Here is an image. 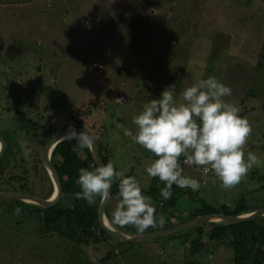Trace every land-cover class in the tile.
Listing matches in <instances>:
<instances>
[{
    "label": "rangeland",
    "instance_id": "1",
    "mask_svg": "<svg viewBox=\"0 0 264 264\" xmlns=\"http://www.w3.org/2000/svg\"><path fill=\"white\" fill-rule=\"evenodd\" d=\"M53 1L59 17L80 29L73 32L69 51L63 42L68 27L60 22V32L58 26L46 29L43 38L29 36L16 48L9 44L0 50V134L8 140L0 158V190L22 186L20 191L49 197L53 187L38 158L54 134L78 123L83 124L79 128L92 127V133L98 126L103 143L93 135L100 145L107 144L116 170L135 176L146 188L151 177L145 165L155 157L124 130L135 133L133 116L168 85L176 84L179 99L187 86L215 76L230 86L232 95L225 99L236 103L252 125L245 153L254 152L262 164L232 189H224L213 172L184 164L185 174L201 185L197 191L186 188L195 200L192 206L224 205L229 212L240 206L264 208V0H97L92 7L90 0ZM53 58H58L55 63ZM24 140L27 156L20 147ZM117 196L111 193L108 214ZM189 201L181 196L175 209ZM153 204L157 221L164 220L168 212ZM16 208L21 209L18 215ZM37 209L20 199L0 198V264H198L188 247L178 246V237L170 235L80 247L44 231V214ZM217 250L205 245L200 263L225 264Z\"/></svg>",
    "mask_w": 264,
    "mask_h": 264
},
{
    "label": "clouds",
    "instance_id": "2",
    "mask_svg": "<svg viewBox=\"0 0 264 264\" xmlns=\"http://www.w3.org/2000/svg\"><path fill=\"white\" fill-rule=\"evenodd\" d=\"M232 95L230 86L215 76L200 79L187 86L176 98V84L168 85L159 98L144 103L142 110L133 116L136 131L125 129L124 134L133 142L154 155L145 165L149 177H158L165 187L161 196L171 199L172 187L197 191L200 182L185 174L184 164L203 167L214 173L224 189L237 186L254 167L262 164L252 151L245 153L248 139L253 132L250 121L240 115V107L225 99ZM75 138L72 150L91 148L94 138L82 131L72 132ZM28 141L20 147L27 156ZM76 181L81 191L77 199L89 206L96 204L97 197H108L114 182L118 181L117 203L111 214V222L119 226H134L138 232L157 227L156 208L152 198L143 193L135 176H126L114 163H100L89 169L82 167ZM215 183V180H213ZM21 212L15 209V214ZM163 224V219L159 221Z\"/></svg>",
    "mask_w": 264,
    "mask_h": 264
},
{
    "label": "trees",
    "instance_id": "3",
    "mask_svg": "<svg viewBox=\"0 0 264 264\" xmlns=\"http://www.w3.org/2000/svg\"><path fill=\"white\" fill-rule=\"evenodd\" d=\"M16 113L18 114L19 112L16 110ZM24 119H26L29 125H32V128L40 129L36 122L31 121L28 118H23V121ZM16 122L20 123L18 117H16ZM77 126L83 127V124L78 123ZM86 129L93 135L92 131H90L92 127ZM4 138L7 147L8 140L6 139V136ZM95 139L98 143L102 161L103 163H107L110 160L109 155L102 153V145H100L96 137ZM75 143V138L65 139L56 144L51 152L50 160L59 175L61 188V196L57 204L47 209L41 208L37 205H35V208L37 209L38 207L37 211L44 214V224L42 226L44 231L56 233L59 236L71 240L80 247H88L91 244L96 245L101 241L105 242L109 239L113 240L115 238H113L105 229L101 228L98 223L97 208L101 197H97L96 204L92 206H89L85 200L77 199L75 197V193L81 191L76 183L79 176L78 170L82 167L91 169L96 166L93 162L89 148H78L77 151H73L72 148ZM81 151L85 153L84 157L80 156ZM183 160L184 157H181L180 163L184 168ZM38 162L42 165L40 157L38 158ZM45 174L48 183L51 184L46 171ZM126 176L130 175L128 174ZM164 187L165 184L161 182L158 177H151L149 185L146 188H142L145 195L150 196L154 203L160 205L164 211L166 210V212H168L163 220L162 226L159 221H157V227L150 228L148 231L174 226L195 216L211 212L237 215L252 210L240 206L232 212H229L226 211L224 205L219 209H215L210 204L204 202H202L201 207L192 206V204L195 203V200L191 197V190L179 188L175 184L172 187L173 195L171 199L165 200L161 196V189ZM23 189L24 188L20 186V190ZM111 193L112 195H118V181L113 183ZM183 195H186V197L192 201H189L188 204L184 203L180 211L176 210L175 208L178 205L179 198ZM105 214L111 221V214H108L107 208H105ZM172 217L177 218V220L175 218L173 220ZM260 217L261 221H258L259 217H257L253 220L236 224H228L222 221L208 222L207 227L204 226L205 224H201L171 234L170 236L178 237L180 240V242H177L180 243L178 246L189 244L188 249L192 255L191 257L198 259V264H201L199 253L204 251L205 245L208 243L215 249H218L217 251L223 253L225 264H264V216ZM113 225L114 227L125 231L141 233L138 232L134 226ZM206 229L209 232L208 239L203 242L202 236ZM108 256L109 254H107L105 258ZM190 261L192 263L193 260Z\"/></svg>",
    "mask_w": 264,
    "mask_h": 264
},
{
    "label": "water",
    "instance_id": "4",
    "mask_svg": "<svg viewBox=\"0 0 264 264\" xmlns=\"http://www.w3.org/2000/svg\"><path fill=\"white\" fill-rule=\"evenodd\" d=\"M82 131H87L85 128H68L65 130H62L56 134H54L44 145L41 154H40V160L41 163L51 181L53 190L49 197L41 198L36 195H33L31 193L20 191V190H11V191H4L0 190V198H12V199H20L25 202H29L32 204H35L41 208L47 209L55 206L61 196V188H60V180L59 175L52 164L50 158H51V152L53 148L58 144L59 142L69 139V135L72 132L80 133ZM94 138V143L92 147L89 149L93 162L97 166L100 163H103L98 143L95 139V137L89 133ZM6 148V142L3 136L0 134V158L2 157L4 151ZM111 197V190L108 197H101L100 202L98 204L97 208V220L101 228L105 229L113 238L119 240V241H126V242H132L137 243L141 241H146L158 237H164L167 235H171L174 233H178L183 230H187L189 228L195 227L197 225L204 224L206 222H214V221H222L228 224H236L244 221H250L257 217L264 216V208H257L248 212H245L244 214H237V215H228L224 213H217V212H211L208 214L198 215L191 219L185 220L181 223H178L174 226L166 227V228H159L150 230L143 233H131L127 232L125 230L119 229L114 227L113 225H109L105 221V208L107 206V203ZM218 220H214V219Z\"/></svg>",
    "mask_w": 264,
    "mask_h": 264
},
{
    "label": "crops",
    "instance_id": "5",
    "mask_svg": "<svg viewBox=\"0 0 264 264\" xmlns=\"http://www.w3.org/2000/svg\"><path fill=\"white\" fill-rule=\"evenodd\" d=\"M54 4L53 0H0V50L3 51V49L6 48L5 45L9 44L13 45V48H16V45L22 40H29V36L33 37V35H37L43 38L44 31H46V29L54 31V27L58 26L60 32V22L64 24L66 23L68 27V30L65 33L66 37H64L65 39L63 42L67 47L66 52L69 51L70 49L68 48L71 46V38L74 37L73 32L79 33L80 29L78 27L74 29V24L71 23V25L67 22L68 18L59 17L58 13L60 11H54ZM98 4L97 0L89 1V5H91V7L92 5L94 6ZM103 15L104 17L106 16V11ZM85 20L88 19L85 18ZM85 20L83 21L84 28ZM146 36L149 37V33H147ZM32 37L31 40H33ZM38 41L40 42V40ZM60 45L62 46L63 44ZM57 59L53 58V63H55ZM102 70L101 65L98 71L102 72ZM96 127L98 131H96ZM96 127H93V134L97 137L99 135L98 138H100L103 143V134L99 131V127ZM106 145L107 144L105 142L104 145L102 144V150L110 157V154L107 153ZM207 229L204 233L207 235L208 239L209 232ZM188 245L189 244H186L187 247Z\"/></svg>",
    "mask_w": 264,
    "mask_h": 264
},
{
    "label": "built area",
    "instance_id": "6",
    "mask_svg": "<svg viewBox=\"0 0 264 264\" xmlns=\"http://www.w3.org/2000/svg\"><path fill=\"white\" fill-rule=\"evenodd\" d=\"M100 67H101V65H100ZM119 100H121V101H127L123 96H120L119 97ZM183 163H184V160H183ZM201 170H203V172L205 174H209L211 172V171H205V169L203 167L201 168Z\"/></svg>",
    "mask_w": 264,
    "mask_h": 264
},
{
    "label": "bare ground",
    "instance_id": "7",
    "mask_svg": "<svg viewBox=\"0 0 264 264\" xmlns=\"http://www.w3.org/2000/svg\"><path fill=\"white\" fill-rule=\"evenodd\" d=\"M28 202V201H27ZM245 212H243L242 214H244ZM241 214V213H240ZM214 220H218L217 218L216 219H214ZM105 221H106V223L107 224H109V225H113V223L109 220V218L107 217V215L105 216ZM114 226V225H113Z\"/></svg>",
    "mask_w": 264,
    "mask_h": 264
}]
</instances>
